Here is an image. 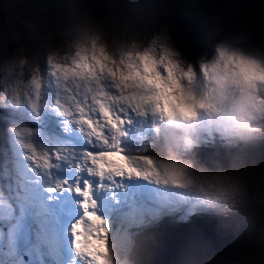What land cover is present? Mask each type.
<instances>
[{
    "label": "rangeland",
    "instance_id": "rangeland-1",
    "mask_svg": "<svg viewBox=\"0 0 264 264\" xmlns=\"http://www.w3.org/2000/svg\"><path fill=\"white\" fill-rule=\"evenodd\" d=\"M0 4V144L9 143L21 175L35 180L32 186L38 185L40 192L49 190L48 178L67 181L66 187L73 189L70 172L98 179L85 187V193L96 185L104 186L96 191L98 203L102 199L104 204L102 215L94 219L97 236L82 231L75 235L76 241L83 236L77 247L86 245L78 253L79 261L93 264L85 260L91 253L95 264H140L142 259L149 264L147 256L156 247H150L148 237L158 246L177 243L187 232L186 223L199 222L218 239L202 238L187 249L204 251L191 264H264V227L252 240L250 231L240 225L250 217V200L264 188V156L260 157L264 128L250 138L228 136L216 115L229 113L228 99L264 107V0H0ZM191 17L199 27V38L183 42L172 21L182 27L180 22ZM85 70L94 76L85 79ZM109 83L119 90L113 92ZM172 97L179 104L171 102ZM91 98L92 106H85ZM190 101H196V115L189 116L194 123L173 138L172 126L186 119L185 110L193 108ZM54 104L66 109L65 117L52 108ZM144 104L153 120L135 123V135L121 139L120 148L112 152L121 154L117 165L121 172L131 176L124 162L134 156L139 168L135 170L143 175L130 180L123 177L127 185L117 187L121 207L127 203L125 188L142 182L138 190L145 193L132 198L133 212L121 217L117 208L106 210L118 201L105 188L112 179L119 182L117 173L109 181L106 173L101 181L98 170L104 173L106 164L102 167L95 158L98 163L89 165L91 156L81 157L83 150L102 156L105 149L87 150L81 140L99 147L90 141L98 129L127 123L128 108L138 110ZM92 108L98 121H91ZM166 118L170 126L165 125ZM82 120L88 121L85 131ZM157 136L167 146L164 157L147 152ZM92 180L87 178V183ZM34 198L28 192L27 209L21 211L24 223L34 225V243L25 250L17 242L12 251L6 235L0 264H37L36 260L71 264L65 247L69 233L62 238L63 247L53 243L50 247L37 232L45 230L49 221L61 222V232L63 226L76 231L82 218L71 221V213L76 212L44 217ZM72 200L64 201L70 204ZM230 227L235 235L221 237ZM144 241L149 251L141 250ZM214 251L223 254L216 256Z\"/></svg>",
    "mask_w": 264,
    "mask_h": 264
},
{
    "label": "bare ground",
    "instance_id": "bare-ground-1",
    "mask_svg": "<svg viewBox=\"0 0 264 264\" xmlns=\"http://www.w3.org/2000/svg\"><path fill=\"white\" fill-rule=\"evenodd\" d=\"M181 26L182 27H179L177 29L178 32H179V34H181V36L191 35L190 32L192 31V25H188V24L184 25V24H181ZM191 38H193V37H191ZM185 41H187V40H185ZM185 41H183V42H185ZM84 72H87V71L85 70ZM109 84H110V87H111V89H112L113 92H117L119 90V88L114 87L111 83H109ZM120 99H123V98L121 97ZM113 100L114 99H111V101H113ZM171 102H174V103L177 102L178 103L177 99H174L173 97L171 99ZM92 104H93V99L91 98L90 99V103L89 104H85V106H88V105L92 106ZM98 107L100 109H102L101 106H98ZM99 108L97 109L98 113H99ZM141 108H143V109H141ZM128 111H129L128 119H130L129 120L130 122L128 121L127 123H122V124H120V123H114L110 128H108L106 130H103V131L101 129H98V131L96 133H94V135H92V137L90 138V141H92L95 145H98L99 146L98 148L100 150L105 149V152H103L102 156L101 155L98 156V154L96 155L95 153L88 152L86 150H83L82 152H84V153L81 154V157H84V158H87L86 156L88 154L91 156L90 157L91 159H90L89 165L91 163L97 164L98 161L101 162V166H102V164H104V165L106 164L105 165L106 167H103L102 166L103 167L102 169L105 171L104 173L102 171H100V169L98 170L97 177L101 181L105 178L106 173L108 175H107V177L105 179H107L108 181H109V178H110V176H111L112 173H117L116 177L118 179L120 178L119 182L117 181V183H113V179H112L105 186V188L106 189L110 188L109 191L112 192L115 195V197L117 198L118 201L115 204V206L109 207L106 210H107L108 213H110L109 210H113L114 208H117L118 210L116 212L121 217H123V215L126 212H133V209L130 206L131 199L134 198V197L135 198H139V193H141L142 196L145 195V193H144V191L138 190V188L142 185V182L133 184V186H130V187L125 188V190H124L123 193L127 196V199L125 201V203L126 202L127 203H126V205H123V207H121L120 205H122V202L120 200V192L117 189V187H122V186H126L127 185V182L125 181V179H123V177H126L127 179L130 180V179L142 178L143 175L138 177L135 174V172H136L135 169H138L139 170V168H138L137 163L135 162V157L134 156H131V157L127 158L125 160V162H124V163H126L128 165V167L131 168V170L128 171V172L131 173V176L128 177L129 175H127V173L124 174V172H121L120 171V169H121L120 168V165L117 167V165L120 164L121 159H122L121 158V154L118 156V154H116V153L115 154H112V152L114 151V149L118 150L120 148V140L121 139H125L127 137H130V136L135 135V133H136V131L138 129L137 126L135 125V123H138L139 125H141V124H144L147 120H150V121L153 120V118L149 114V108L145 104L142 107H140L138 110L137 109H131L129 107L128 108ZM92 112L93 113H91V115H92V120L91 121L92 122L98 121L100 119L99 115L94 111V109H93ZM144 113H147V116H145ZM163 113H164V115H166L165 112H164V107H163ZM185 116H186V119H185L186 121H192V118H189V116H187V115H185ZM50 118H53V117H50ZM167 118L165 119V122L164 121L163 122L165 123L166 126H170L171 124L168 125V123H166L167 122ZM71 124H73V122H71ZM80 125H81V128L84 129V131H85L86 128H87V126H88V121L82 120V122H81ZM78 133H79V129H78ZM73 134L75 135V133H73ZM74 135H73V137L75 138L77 135L76 136H74ZM82 135H84V134L82 133ZM84 138L85 139H88L85 136H84ZM108 142H109V146L107 144ZM121 145H123V144H121ZM95 158H97L98 161H93V159H95ZM25 159H30V158L29 157H26ZM83 166L84 165H82L81 167H83ZM59 170H61V169H59ZM26 172L28 173V170H26ZM55 172H57V171H55ZM89 173H91V170H89ZM99 173L100 174L102 173V175H99ZM78 176H82V172H80V174ZM89 177L91 179L95 180L96 182L98 181V179L95 176H89ZM89 177H87V178H89ZM116 177H114V178H116ZM87 178L85 179V185L88 188L89 186H92L93 184L87 183ZM25 180H27L28 183L31 184V186L33 185V183H36L35 180H34V182H31L32 178H27ZM47 180H48L47 181V184L49 185V189L52 190L51 195L48 194L49 193V190L48 189H45V188H44L45 189V193L40 192L41 189L36 184H35V186H32V189L34 190L35 195H33L32 191H29V193H31V195H33L35 197L34 199H31V200L33 202H35V203L37 201L39 202L38 203L39 204V209H40V212L39 213H42V215L44 217H58L59 215L63 214L64 212H76L77 213L78 212V209H75L73 207L72 201H71L70 204L68 202L61 201V202H59L58 205H54V203L58 200V194L59 193H62L65 190L74 193L75 190H76V187H77V182H73V184L76 185V186L72 189V186L70 185L71 189H69L68 187H66L68 183H65V182H67V181H63V180H61L59 178H51V179L48 178ZM52 184H53V187H52ZM83 184H84V180H83ZM100 188L103 189L104 186L101 185V184H99V185H96L95 187H92L91 190L94 191V192H96ZM141 190H144V189L142 188ZM41 193L45 195V199H44V197H43V195ZM96 195H99V194H96ZM37 196H38L39 200H37ZM48 196H49V198L47 199L46 197H48ZM157 196H160L161 197L160 194L157 195ZM41 198H43V200L45 201V203L49 207L48 206H47V208L44 207ZM85 198H87V196ZM86 201H88V200H86ZM99 201H100L98 203L99 207H97V205L95 204V201H88V202H86L83 205V208H84V211L83 212L89 213V215H91L92 217H94V219H95L96 216L100 217V215H97V213H100V209H102V207H104V204H103V200L102 199L99 200ZM76 204H77V206H80V201L77 200L76 201ZM53 205H54V207H57L58 209H56V208L54 209V207L51 209V206H53ZM88 208H92V211L91 212L87 211ZM71 214H72V216L75 215V213H71ZM89 215L82 214L81 216H79V218L80 217L82 218V221L80 222V227L76 231L73 230V228L70 227V226H69V228H66V227L63 226V228H64L63 230H65V231H62L63 232L62 238H64V240H65L66 233H69L71 236H73V235L75 236L74 233H77V232H80V231L85 232V234H86V232H88L89 235L97 236V232H98L97 231L98 229H96L97 226L95 225L94 220L93 221H90V219H88ZM85 217H86V221H87L86 224L84 223ZM105 218H106V216H105ZM124 220L129 221V219H124ZM56 223H57L56 225H58V226L61 225V222H59V221H57ZM92 224H94V225H92ZM94 227H95V233H92V229ZM189 231H192V230H189ZM193 231H195V230H193ZM37 233H41V235L43 236L44 240H46L48 242L49 246H50V243H53L49 239V237L45 235V230L39 231ZM83 235H84V233H83ZM85 237H87V236H85ZM80 238H81V240L79 239V241H76V237H75V241H76L75 242V246L76 247L83 240V236L80 237ZM198 238H199V236H196V238L194 240V234L189 233L187 235H184V238H183L182 241H179L177 243H172L170 245L161 244L160 246H157L155 248V250L147 258L148 261H149V264H188V262L190 260H192V259H194L196 257H199V255L201 253H204V251L200 250L199 248H197V250H195L194 252L187 250L191 246H197L199 244V240H198V244H197V239ZM87 239L88 238H86V240ZM101 239L102 238L100 237V239H98L97 241L99 243H101ZM65 243H66L65 244V247H66V249L68 251V254H69L68 257L70 258L71 264H77V261L79 260L78 259V255L79 254L78 253H75L73 240L72 239H69V240L66 239V242ZM53 244H55L57 246H60V247H63L62 239H61V242L60 243H53ZM49 257L50 258H53L52 255L49 256ZM61 261H59L60 263H58V264H61ZM89 261H91V262H93V264H95V262H94L93 259L92 260H89ZM36 263L37 264H41V262L40 261H37V260H36Z\"/></svg>",
    "mask_w": 264,
    "mask_h": 264
},
{
    "label": "snow or ice",
    "instance_id": "snow-or-ice-1",
    "mask_svg": "<svg viewBox=\"0 0 264 264\" xmlns=\"http://www.w3.org/2000/svg\"><path fill=\"white\" fill-rule=\"evenodd\" d=\"M94 74L91 72H85L84 78L89 79L93 77ZM0 92H2V88H0ZM3 107V106H0ZM57 132L62 136L63 134L57 128ZM71 138V137H69ZM33 150L35 151L34 146ZM81 147L93 151L98 152L100 149L98 147L88 145L81 140ZM15 156L13 150L11 149L9 143L0 144V248L5 247V239L7 235V241L12 251H15V246L17 242L21 245L22 248L27 250L33 243L34 238L32 237L31 230L34 227L32 223L30 225H26L22 219L21 211L22 209H27V193L32 191L33 195H35L34 190L30 183L24 179L21 175V172L18 170L15 163ZM135 174L139 177L142 176V173L135 172ZM27 175L30 177L31 173L28 172ZM69 175V183L77 182V187L74 193L65 190L62 193L58 194V200L54 203V205H58L59 202L64 201L68 197H72L73 207L78 209L77 214L73 215L71 221H75L77 217L81 216L84 208L83 205L88 201H95L97 207L98 199L96 196V192L91 189L85 193L86 185L82 183L85 179L83 176H78L75 172L68 173ZM90 184H95L96 181H89ZM104 190H101L103 192ZM52 190L49 189V195H51ZM88 197V201H86L85 197ZM80 201V206H77L76 201ZM53 205V207H54ZM58 209L57 207H54ZM87 211L91 212L92 208H88ZM97 215H102L101 213H97ZM70 221V222H71ZM86 217L84 223L86 224ZM80 225H77L79 228ZM45 235L50 238L53 243H60L62 239L61 227L55 225L53 222L49 221L44 224ZM77 232L75 235H78ZM74 244V250L77 253L84 251L86 245L83 247H75V236H71ZM21 255H24L22 252ZM27 259V257H24ZM93 257L91 253H87L85 256V260H92ZM77 264H83L82 261H77Z\"/></svg>",
    "mask_w": 264,
    "mask_h": 264
},
{
    "label": "clouds",
    "instance_id": "clouds-1",
    "mask_svg": "<svg viewBox=\"0 0 264 264\" xmlns=\"http://www.w3.org/2000/svg\"><path fill=\"white\" fill-rule=\"evenodd\" d=\"M238 95L239 94H237V96ZM190 103L193 105V108L185 110V115L195 117L196 112L194 108L196 101H190ZM225 103L229 106V113L226 114L221 111L216 115L226 135L245 139L250 138L253 132H257L264 128V107L255 108L242 101H233L231 99L226 100ZM191 123H194V120L190 122L178 119L172 126L171 134L173 138H178L181 134L186 133L190 129ZM112 255H115V250H112Z\"/></svg>",
    "mask_w": 264,
    "mask_h": 264
},
{
    "label": "trees",
    "instance_id": "trees-1",
    "mask_svg": "<svg viewBox=\"0 0 264 264\" xmlns=\"http://www.w3.org/2000/svg\"><path fill=\"white\" fill-rule=\"evenodd\" d=\"M109 27H111V26H109ZM103 28L107 29V26H104ZM155 146H158L159 149H156ZM147 152L149 154L161 156V157H164L168 154V150H167V146H166L165 142L163 141V139L161 137H158V136L152 140L150 148L147 150ZM216 155H219V151L217 152ZM261 156H264V153L260 154V157ZM261 191H262V189L256 194L255 198L250 200L251 201L250 206L252 204H256L259 202V194L261 193ZM249 208H248V211L250 213V217H249L248 221L245 222L246 226L244 225L245 223L242 224L241 222H240V225L244 226L245 228H247L250 231V233H251L250 238L253 240L256 238L254 236L259 235L260 232L262 231V228L264 227V221H258L260 218L264 217V203L260 206V210L249 209ZM256 221H258V222H256ZM185 225L187 226V228H185L186 231H189V230H202L203 231V230H205V227L201 226L199 224V222L186 223ZM237 227H239V225H237ZM227 232L231 234V237H233L235 235L233 230L231 229V227H230V230H227ZM239 236H242V235H239ZM148 238L150 239V241L152 243L150 247L154 246V248H155L158 246L159 243H156V242L154 243L151 236ZM231 246H232V244L229 245V247H231ZM256 249H258V248H256ZM141 250H143L144 252L149 251V247H147V245L145 244V241L143 242ZM240 250H241V248H240ZM144 255H145V253H144ZM140 264H144L143 259H142Z\"/></svg>",
    "mask_w": 264,
    "mask_h": 264
},
{
    "label": "water",
    "instance_id": "water-1",
    "mask_svg": "<svg viewBox=\"0 0 264 264\" xmlns=\"http://www.w3.org/2000/svg\"><path fill=\"white\" fill-rule=\"evenodd\" d=\"M192 19H187L186 21H183L182 23L180 22V24H184V25H186V24H188V25H192V31H194V33H193V35L191 34V35H186V36H181V34H179V32H178V30L176 29V32H177V35H178V38L181 40V41H185V40H191V39H195V40H197L198 38H199V27H198V25H197V22H196V20L194 19V17H191ZM172 23H173V26L175 25L176 26V28H179V27H177V25H176V22H173L172 21ZM191 37H193V38H191ZM264 203V188H263V190L261 191V193L259 194V202L258 203H256V204H252L251 206H250V208L249 209H256V210H260V206L262 205ZM258 221H264V217H262V218H260ZM258 221H256V222H258ZM189 233H191V234H194V240H195V238H196V236H199V238L197 239V244H198V240L199 239H202V238H210V239H218V235L217 236H214L215 234H209L208 233V231H187V232H185L184 234H183V236L184 235H187V234H189ZM231 236V234L230 233H228L227 231H225V234L223 235V236H221V237H225V238H228V237H230ZM224 238V239H225ZM178 240V238H175V239H173V240H171V242H176ZM204 248H207L206 246H204ZM209 248V247H208ZM210 249V248H209ZM208 250V249H207ZM215 250V249H214ZM153 251V250H152ZM151 251V252H152ZM151 252H150V254H151ZM203 254L204 253H201L200 255H199V257L200 256H203ZM214 255H216V256H219V255H221L220 254V252H218V251H214V253H213ZM147 258H148V256H147ZM193 260V259H192ZM192 260H190L189 262H188V264H191V262H192ZM149 262V261H148Z\"/></svg>",
    "mask_w": 264,
    "mask_h": 264
},
{
    "label": "flooded vegetation",
    "instance_id": "flooded-vegetation-1",
    "mask_svg": "<svg viewBox=\"0 0 264 264\" xmlns=\"http://www.w3.org/2000/svg\"><path fill=\"white\" fill-rule=\"evenodd\" d=\"M0 6H1V4H0Z\"/></svg>",
    "mask_w": 264,
    "mask_h": 264
}]
</instances>
